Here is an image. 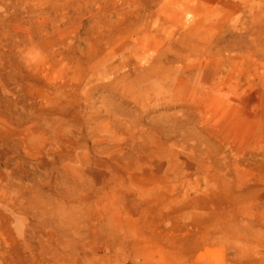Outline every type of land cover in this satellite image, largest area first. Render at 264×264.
<instances>
[{"label":"rangeland","instance_id":"1","mask_svg":"<svg viewBox=\"0 0 264 264\" xmlns=\"http://www.w3.org/2000/svg\"><path fill=\"white\" fill-rule=\"evenodd\" d=\"M0 264H264V0H0Z\"/></svg>","mask_w":264,"mask_h":264}]
</instances>
